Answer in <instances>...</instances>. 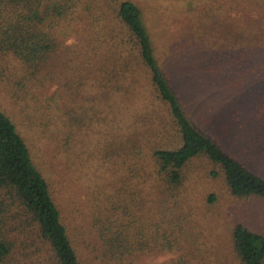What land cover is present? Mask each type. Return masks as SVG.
<instances>
[{"label": "trees", "instance_id": "1", "mask_svg": "<svg viewBox=\"0 0 264 264\" xmlns=\"http://www.w3.org/2000/svg\"><path fill=\"white\" fill-rule=\"evenodd\" d=\"M70 1L0 0V59L15 62L19 89L32 82L35 89L56 84L66 91L65 105L74 109L64 114L84 129V167L101 160L95 167L105 173L88 179L85 191L84 233L90 230L95 240L84 236V255L92 257L88 262L84 256V264H138L163 253L177 254L163 264H223L184 207L189 197L183 186L189 163L203 159L232 197L264 199V178L191 122L204 121L196 111L205 108L203 97L195 93L204 83L225 86L227 97L239 92L234 88L244 82L242 58L228 46L243 40L242 32L202 25L178 48L180 58L174 53L165 62L141 10L129 1L103 0L87 9L84 45L70 47L52 32ZM38 168L0 108V264H83ZM101 176L119 182L107 184ZM228 255L226 264H264L263 233L236 223Z\"/></svg>", "mask_w": 264, "mask_h": 264}, {"label": "rangeland", "instance_id": "2", "mask_svg": "<svg viewBox=\"0 0 264 264\" xmlns=\"http://www.w3.org/2000/svg\"><path fill=\"white\" fill-rule=\"evenodd\" d=\"M122 1H129L141 10L151 38L161 49L157 53L161 58L165 56V62L174 59V53L180 58L178 48L184 47L186 39L194 37V32L202 25L233 27L242 32L243 40L236 44L231 40L228 46L232 48L230 54H234L235 49L242 58L240 70L244 71V82L241 87L234 88L239 92L227 97L222 93L225 86L216 84L212 88L211 82L204 83L195 92L203 97L199 100L205 108L198 105L196 111L204 121L191 117V122L199 131L204 130L217 138L245 166L264 178V0H113L114 4ZM102 2L70 1L65 18L52 32L65 46L84 45L87 32L84 19L90 13L87 9H97ZM165 48L167 52L163 53ZM17 69L14 61L0 59V108L21 132L43 177L49 182L84 264V256L88 262L92 258L84 255V236L87 240H95L90 230L84 233L87 180L95 179L94 174L98 171L101 174L105 171L95 167L101 162L97 159L84 167V129L74 128L69 113L64 114V109L68 112L74 109L73 103L65 105L66 91L60 92L56 84L35 89L31 87L32 82L19 89ZM192 77L195 80L194 75ZM206 109L209 111L205 112ZM231 109L233 123L228 132L224 125L230 120ZM76 112L77 109L73 114ZM224 113L227 116H223ZM207 120L209 122L205 123ZM99 127L101 125L97 123L96 133ZM186 171L183 191L189 199L184 207L192 210L198 231L226 264L233 225L243 222L264 235V199L232 197L223 177L219 173L217 177L211 176V171L216 168L203 159L189 163ZM106 178L108 176H101L102 180ZM114 182L119 180L111 176L107 184ZM210 196L214 197L212 202ZM176 256L175 253H163L143 257L138 264H163Z\"/></svg>", "mask_w": 264, "mask_h": 264}]
</instances>
